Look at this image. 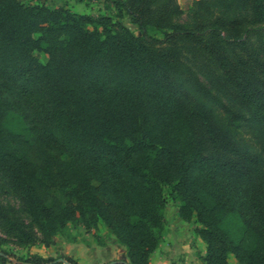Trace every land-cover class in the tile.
Listing matches in <instances>:
<instances>
[{
	"label": "trees",
	"instance_id": "trees-1",
	"mask_svg": "<svg viewBox=\"0 0 264 264\" xmlns=\"http://www.w3.org/2000/svg\"><path fill=\"white\" fill-rule=\"evenodd\" d=\"M229 1L244 11L169 24L175 0H114L135 35L120 22L105 19L100 32L89 15L0 0V174L28 222L1 204L0 220L16 244L73 240L70 223L102 222L126 248L112 264H149L166 191L182 220L201 225L203 264H232L230 254L264 264V158L180 79L186 42L220 70L264 141V0ZM12 113L20 130L7 124ZM18 264L64 262L33 254Z\"/></svg>",
	"mask_w": 264,
	"mask_h": 264
},
{
	"label": "rangeland",
	"instance_id": "rangeland-1",
	"mask_svg": "<svg viewBox=\"0 0 264 264\" xmlns=\"http://www.w3.org/2000/svg\"><path fill=\"white\" fill-rule=\"evenodd\" d=\"M24 4L43 5L50 9L66 8L77 14L89 15L92 22L89 28L103 31V22H120L128 27L135 35L140 34L137 24L126 11L118 6L114 0H20ZM165 0H160L163 2ZM179 7L177 13H171L167 22L195 23L215 16H228L232 11H244L229 0H175ZM150 34L160 35L159 30L153 27ZM257 44V41H255ZM182 66L180 79L190 88L196 98L205 103L213 111L217 123L227 129L233 138L242 145L264 158V141L257 137L252 129L249 115L235 96L232 86L206 53L191 47L186 42H180ZM40 62L44 63L47 56L42 51L34 52ZM7 124L20 130L22 124L15 114L8 115ZM51 195L64 203L59 190L52 189ZM164 231L162 238L150 256L149 264H203L201 256L205 254L206 244L196 233L201 225L192 219L186 222L178 214L179 202L171 199L164 191ZM0 204L10 205L16 216L28 222L17 194L10 188L7 180L0 174ZM70 234L74 237L55 235L52 243L46 245L37 241L32 245H19L0 220V254L5 261L0 264H18L21 259L36 254L44 258L68 257L77 264H112L116 261L127 260L126 248L119 243L110 230L99 222L98 228L87 230L82 225L69 224ZM96 235L98 236H95ZM39 237L40 233L37 232ZM228 261L236 264L232 254Z\"/></svg>",
	"mask_w": 264,
	"mask_h": 264
},
{
	"label": "water",
	"instance_id": "water-1",
	"mask_svg": "<svg viewBox=\"0 0 264 264\" xmlns=\"http://www.w3.org/2000/svg\"><path fill=\"white\" fill-rule=\"evenodd\" d=\"M61 261H63L64 262V264H69L68 262H66L65 260H63V259H60Z\"/></svg>",
	"mask_w": 264,
	"mask_h": 264
}]
</instances>
